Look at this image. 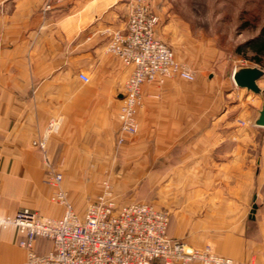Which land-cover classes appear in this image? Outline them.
Instances as JSON below:
<instances>
[{"label":"crops","instance_id":"crops-1","mask_svg":"<svg viewBox=\"0 0 264 264\" xmlns=\"http://www.w3.org/2000/svg\"><path fill=\"white\" fill-rule=\"evenodd\" d=\"M46 3L0 0V217L25 206L62 216V206L46 203L53 189L43 182L44 165L61 173L79 215L96 192L82 191L81 182L106 174L120 195L141 183L142 201L168 211L171 238L235 264H264V127L253 124L264 92L253 98L233 86L234 68L209 47L206 80L142 86L138 131L117 145L128 70L105 47L109 32L125 28L132 0ZM153 11L161 39L159 7ZM257 85L264 90V78ZM49 124L44 160L32 142ZM19 239L16 227L0 228V264H23ZM50 249L36 241L38 254Z\"/></svg>","mask_w":264,"mask_h":264},{"label":"built area","instance_id":"built-area-1","mask_svg":"<svg viewBox=\"0 0 264 264\" xmlns=\"http://www.w3.org/2000/svg\"><path fill=\"white\" fill-rule=\"evenodd\" d=\"M49 1L45 9L50 8ZM158 22L150 0H132L125 28L108 34L105 52L128 70L117 113L119 145L125 135L138 131L144 84L172 78L195 79L194 71L178 61L172 48L156 35ZM77 77L83 83L89 82L85 73L79 72ZM53 129L55 126L49 124L42 137L33 141L43 153L47 134ZM47 182L53 188L51 201L63 207L60 218L44 221L27 208L0 217L1 228L12 225L19 233L18 245L26 255L23 264H232L230 258L215 255L208 248L199 250L171 238L167 210L140 200L121 202L108 180L82 215L77 214L61 187L59 173L51 171ZM38 239L49 241L51 249L38 254Z\"/></svg>","mask_w":264,"mask_h":264},{"label":"rangeland","instance_id":"rangeland-1","mask_svg":"<svg viewBox=\"0 0 264 264\" xmlns=\"http://www.w3.org/2000/svg\"><path fill=\"white\" fill-rule=\"evenodd\" d=\"M155 7H159L160 12L159 30L163 35L161 39L173 49L179 61L187 63L194 68L195 77L197 76V78L206 80L209 76V47L222 53L234 69L237 67L249 66L264 70V67H260L251 61L245 60L234 52L237 45L259 33L261 26L264 24V0H158L156 5L155 3L153 4V7L151 2L152 10H154ZM231 82L234 86L233 80ZM248 94L250 97L255 98L253 93L249 92ZM35 149L40 152L43 159L46 160L44 158L46 150L45 153H43L36 147ZM44 162L46 164V161ZM105 168L106 166H103L102 175ZM113 168H115V166ZM51 171L61 175L60 172L54 169L52 170L51 167L44 165L43 182L46 188L51 187L47 182ZM104 175L105 176H101L100 178L83 181L80 184L82 191L84 190L86 193L96 190L92 200L102 191V184L105 180H108V183L112 186L115 194L119 196L121 202L147 200L142 198L143 190L141 189V183H138L135 188L120 195L114 190L110 178L106 176V174ZM61 187L63 188L62 175ZM78 192L77 189L76 193ZM48 197L49 195L47 193L46 203L51 204V202H53L50 198L51 195L49 199ZM24 199L26 202H30L27 198ZM92 200L88 197L85 198V201L88 203ZM25 208L35 211L44 221L53 220L43 216L37 210L31 209L30 206H25ZM189 246L199 250L208 248L210 252H212L209 247L203 245ZM232 264H235L233 260Z\"/></svg>","mask_w":264,"mask_h":264},{"label":"water","instance_id":"water-1","mask_svg":"<svg viewBox=\"0 0 264 264\" xmlns=\"http://www.w3.org/2000/svg\"><path fill=\"white\" fill-rule=\"evenodd\" d=\"M264 78V70L258 67H237L232 72V80L236 87L245 89L247 92H251L254 95H261L264 90L260 89L257 85V81ZM254 125L264 127V106L258 111V116L255 119ZM256 205L253 204L249 218L253 219V214Z\"/></svg>","mask_w":264,"mask_h":264},{"label":"trees","instance_id":"trees-1","mask_svg":"<svg viewBox=\"0 0 264 264\" xmlns=\"http://www.w3.org/2000/svg\"><path fill=\"white\" fill-rule=\"evenodd\" d=\"M234 52L243 59L251 61L260 67H264V24L256 36L237 45Z\"/></svg>","mask_w":264,"mask_h":264}]
</instances>
